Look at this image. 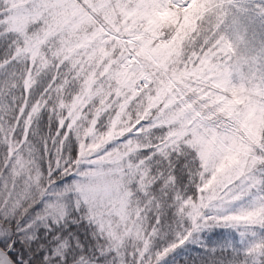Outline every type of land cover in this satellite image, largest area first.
I'll return each instance as SVG.
<instances>
[{"label":"snow or ice","instance_id":"obj_1","mask_svg":"<svg viewBox=\"0 0 264 264\" xmlns=\"http://www.w3.org/2000/svg\"><path fill=\"white\" fill-rule=\"evenodd\" d=\"M0 264H264V0H0Z\"/></svg>","mask_w":264,"mask_h":264}]
</instances>
